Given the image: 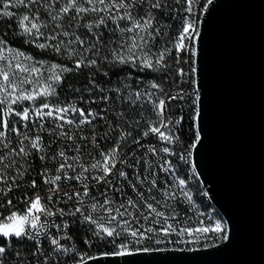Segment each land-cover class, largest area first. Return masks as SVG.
I'll return each mask as SVG.
<instances>
[{
    "label": "snow or ice",
    "instance_id": "snow-or-ice-1",
    "mask_svg": "<svg viewBox=\"0 0 264 264\" xmlns=\"http://www.w3.org/2000/svg\"><path fill=\"white\" fill-rule=\"evenodd\" d=\"M213 3L0 0L18 38L0 32V264H132L230 241L200 152Z\"/></svg>",
    "mask_w": 264,
    "mask_h": 264
},
{
    "label": "water",
    "instance_id": "water-1",
    "mask_svg": "<svg viewBox=\"0 0 264 264\" xmlns=\"http://www.w3.org/2000/svg\"><path fill=\"white\" fill-rule=\"evenodd\" d=\"M201 19V163L231 238L124 258L132 264H264V0H214Z\"/></svg>",
    "mask_w": 264,
    "mask_h": 264
},
{
    "label": "trees",
    "instance_id": "trees-1",
    "mask_svg": "<svg viewBox=\"0 0 264 264\" xmlns=\"http://www.w3.org/2000/svg\"><path fill=\"white\" fill-rule=\"evenodd\" d=\"M201 2L203 3V0H201ZM202 15V14H201ZM173 24L175 25V22H173ZM6 27L3 23H0V32H4L6 31ZM9 33V38L10 40H16L18 39L17 37H15L14 35H12L11 30H7ZM19 46V45H16ZM25 50H28L27 48H25ZM38 58H43V57H38ZM63 99V96H62ZM205 204H211L210 201H205ZM202 208H204V205L201 206ZM218 213H220L219 210H217V208L215 206H212ZM221 214V213H220ZM222 215V214H221ZM223 216V215H222ZM90 254H95L94 252H91V250H89Z\"/></svg>",
    "mask_w": 264,
    "mask_h": 264
},
{
    "label": "rangeland",
    "instance_id": "rangeland-1",
    "mask_svg": "<svg viewBox=\"0 0 264 264\" xmlns=\"http://www.w3.org/2000/svg\"><path fill=\"white\" fill-rule=\"evenodd\" d=\"M210 203H211V201H210ZM211 205L213 206V204L211 203Z\"/></svg>",
    "mask_w": 264,
    "mask_h": 264
},
{
    "label": "bare ground",
    "instance_id": "bare-ground-1",
    "mask_svg": "<svg viewBox=\"0 0 264 264\" xmlns=\"http://www.w3.org/2000/svg\"><path fill=\"white\" fill-rule=\"evenodd\" d=\"M201 17H202V15H201ZM214 206V205H213Z\"/></svg>",
    "mask_w": 264,
    "mask_h": 264
}]
</instances>
